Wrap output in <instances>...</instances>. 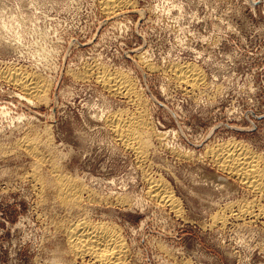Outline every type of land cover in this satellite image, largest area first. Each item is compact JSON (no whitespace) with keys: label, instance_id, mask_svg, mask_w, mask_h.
<instances>
[{"label":"rangeland","instance_id":"1","mask_svg":"<svg viewBox=\"0 0 264 264\" xmlns=\"http://www.w3.org/2000/svg\"><path fill=\"white\" fill-rule=\"evenodd\" d=\"M184 64L201 71L197 89L174 76ZM7 66L49 87L33 99L0 76V264H101L67 243L84 219L120 232L127 264H264V184L257 192L208 151L240 142L264 173V0H128L112 13L101 0H0ZM97 66L128 74L141 105L107 90ZM139 110L151 127L142 162L106 122ZM29 138L46 146L41 158ZM52 160L78 179L81 206L43 181ZM147 176L179 211L147 194Z\"/></svg>","mask_w":264,"mask_h":264},{"label":"bare ground","instance_id":"2","mask_svg":"<svg viewBox=\"0 0 264 264\" xmlns=\"http://www.w3.org/2000/svg\"><path fill=\"white\" fill-rule=\"evenodd\" d=\"M101 3L103 5V9L107 13H112L115 10H118V8H121L123 5L128 4V0H101ZM97 69V74H95L98 80L101 81V84L105 85L104 87H107V90L109 89L114 93L122 94L123 97L126 96L131 101L141 105V96L138 94L139 91L137 92L136 85L128 74L117 70L111 71L107 69H101V67L98 66ZM89 70H92V68ZM173 73L181 84L185 83L193 90L197 89L201 83L200 80L203 79L201 71L196 66L191 64L178 65L177 68L175 67ZM0 76L19 86L26 95L33 99H44L49 87L46 79L39 75V73L37 74L34 72H28L17 67L0 69ZM123 114L122 112L109 114L106 122L110 125L113 133L118 137L117 139H119V141L126 148L133 150V152H135V156L139 159L138 161L142 162L147 157L151 127L145 116V113L142 110H139L137 114H132L130 116L127 115V117L129 116L128 118H123ZM158 134L161 135V133ZM39 141L40 138L39 140L29 138L23 142V146L30 154L41 158L43 154L41 150H45L46 146L45 148H42V143ZM45 145H47V148H49L50 141ZM49 149L51 152V148ZM208 151L213 160L222 169L230 172L236 177H239L242 182L245 184L247 183L248 186L254 190H257V192L263 189L264 173L262 171L263 168H261L262 166L260 167V157L253 154V152L244 144L240 142H230L229 140V142L215 146ZM49 165L50 164H48V166ZM51 165L53 167L52 176L44 178L40 176L42 173L38 172L37 174L40 180L42 181L44 178V182L47 181L54 187L57 197L61 200L60 203L70 206L74 205V207L77 205L79 206L80 204L82 205L81 202L83 200L84 190L83 187L79 185L77 181L78 179H75L66 173H62L57 166V162L54 160H52ZM147 180V183H149V193L147 194H149V196H153L155 199H157L156 201H160L161 203L163 202L164 204L169 202L172 207H174L173 210L179 211L180 204L175 199L173 191L171 192L168 189L169 187L163 179L147 176ZM249 203L251 204V202ZM249 206L250 205L247 206L248 208H244V206L242 209L239 208L240 214L246 213L247 209L250 208ZM261 213L264 215V211L260 212V214ZM251 214L253 213L251 212ZM218 219L220 221H225L226 218L219 216L217 217V221ZM65 229L67 234L66 236L68 238L67 241L69 240L67 243H69V248L72 249L74 254H77L76 257L83 256L85 258V256H91L90 258L93 257L94 262H99L101 264H127L125 261L127 246L123 241L120 232L115 227L106 226L103 222L95 223L89 219H84L72 222Z\"/></svg>","mask_w":264,"mask_h":264}]
</instances>
